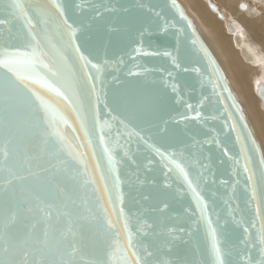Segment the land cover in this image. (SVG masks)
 <instances>
[{"label": "water", "instance_id": "obj_1", "mask_svg": "<svg viewBox=\"0 0 264 264\" xmlns=\"http://www.w3.org/2000/svg\"><path fill=\"white\" fill-rule=\"evenodd\" d=\"M4 59L0 264H264V151L180 0H0Z\"/></svg>", "mask_w": 264, "mask_h": 264}, {"label": "bare ground", "instance_id": "obj_2", "mask_svg": "<svg viewBox=\"0 0 264 264\" xmlns=\"http://www.w3.org/2000/svg\"><path fill=\"white\" fill-rule=\"evenodd\" d=\"M183 1L200 23L203 37L221 63L264 148V102L259 90L260 84L264 86V13H259L258 6L249 0H219L230 15L229 19L221 11V18L208 0Z\"/></svg>", "mask_w": 264, "mask_h": 264}, {"label": "snow or ice", "instance_id": "obj_3", "mask_svg": "<svg viewBox=\"0 0 264 264\" xmlns=\"http://www.w3.org/2000/svg\"><path fill=\"white\" fill-rule=\"evenodd\" d=\"M28 46L30 47L31 45H28ZM10 55L22 56L23 54L22 53H11ZM0 63H3L4 66L8 68L9 73H13L14 75H16L18 79L19 73L23 70V68L26 65L32 64L33 62L23 60V59H18V60L4 59L0 61ZM14 86H15V80L12 78L11 75H8L6 76V79L2 83H0V90L3 91L6 98H10V95H11V92Z\"/></svg>", "mask_w": 264, "mask_h": 264}, {"label": "rangeland", "instance_id": "obj_4", "mask_svg": "<svg viewBox=\"0 0 264 264\" xmlns=\"http://www.w3.org/2000/svg\"><path fill=\"white\" fill-rule=\"evenodd\" d=\"M181 1V3L183 4V6L185 7V9L187 10V12L191 15V17L195 20V22L197 23V25H198V28H199V30L201 31V33L204 35V33H203V30H202V28H201V25H200V23L197 21V19L195 18V16H194V14H193V12L190 10V8L187 6V5H185L184 4V1L183 0H180ZM213 1H215V4H217V6L219 7V9H220V11H223L224 13H225V15L227 16L228 15V12H227V8H226V6L223 4V2H221V1H217V0H213ZM252 4H254L255 6H258V9H259V13L260 12H263L264 13V0H256V1H254V0H249ZM227 18H229L230 19V15H229V17L227 16ZM215 19H216V17H215ZM219 19V18H218ZM218 19H216V20H218ZM218 21H220V20H218ZM246 106V105H245ZM247 112V111H246ZM248 114V113H247ZM250 121V120H249ZM251 123V122H250ZM261 146H262V148H263V145L261 144ZM263 151H264V148H263Z\"/></svg>", "mask_w": 264, "mask_h": 264}]
</instances>
